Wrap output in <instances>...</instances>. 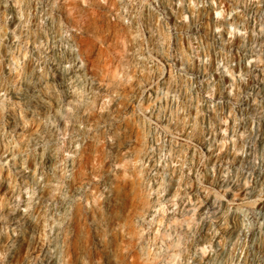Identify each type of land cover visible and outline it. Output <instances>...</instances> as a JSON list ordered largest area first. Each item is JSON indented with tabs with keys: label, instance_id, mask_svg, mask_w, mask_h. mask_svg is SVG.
I'll list each match as a JSON object with an SVG mask.
<instances>
[{
	"label": "rangeland",
	"instance_id": "1",
	"mask_svg": "<svg viewBox=\"0 0 264 264\" xmlns=\"http://www.w3.org/2000/svg\"><path fill=\"white\" fill-rule=\"evenodd\" d=\"M0 264H264V0H0Z\"/></svg>",
	"mask_w": 264,
	"mask_h": 264
}]
</instances>
